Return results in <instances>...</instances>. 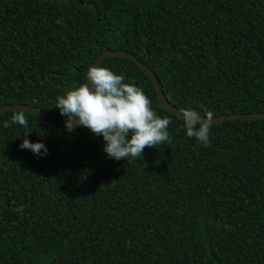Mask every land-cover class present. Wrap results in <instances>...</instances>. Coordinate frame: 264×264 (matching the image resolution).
<instances>
[{"label":"trees","instance_id":"obj_1","mask_svg":"<svg viewBox=\"0 0 264 264\" xmlns=\"http://www.w3.org/2000/svg\"><path fill=\"white\" fill-rule=\"evenodd\" d=\"M104 50L132 53L179 110L264 112V0H0V105L61 124L56 97ZM99 66L170 118L171 143L114 160L87 128L29 112L4 128L1 112L0 264H264V118L212 123L205 146L133 60ZM28 130L47 155L19 147Z\"/></svg>","mask_w":264,"mask_h":264},{"label":"clouds","instance_id":"obj_2","mask_svg":"<svg viewBox=\"0 0 264 264\" xmlns=\"http://www.w3.org/2000/svg\"><path fill=\"white\" fill-rule=\"evenodd\" d=\"M124 81L122 74L99 65L89 66L85 82L73 83L71 89L56 97L55 104L60 115L66 117L68 132L84 127L93 135L101 136L104 153L114 160L138 159L145 148L171 143L168 132L170 118L159 116L142 89ZM180 114L185 134L208 146L213 113L205 110L202 115L200 111L186 108L180 109ZM11 124L27 129L26 110H13V115L3 122V127L8 128ZM30 131L22 136L19 147L36 156L47 155L48 149L43 143L27 139Z\"/></svg>","mask_w":264,"mask_h":264},{"label":"water","instance_id":"obj_3","mask_svg":"<svg viewBox=\"0 0 264 264\" xmlns=\"http://www.w3.org/2000/svg\"><path fill=\"white\" fill-rule=\"evenodd\" d=\"M111 56L129 58V59L133 60L136 63V65L150 79V81H151V83L155 89V92H156L158 107L170 111L171 113H173L177 117H179V115H181L180 110L178 108H176L174 105H172L167 100V98H166V96L162 90L161 84L158 81L155 73L147 65L142 63L139 59H137L132 53L124 51V50H116V51L104 50L97 56V58L92 63V66L100 65V63L102 62L103 59H105L106 57H111ZM18 109H24V110H26V112L33 113V114L37 115L42 120L44 127L47 129L67 132V130L65 128V120L66 119L61 124L54 125L48 121L46 114L39 107H33L30 105H25V104H15V105L3 104V105H0V113L8 111V110H18ZM261 118H264V112L240 113V114L231 113V114H222V115L213 116L211 118V122L212 123H219V122L226 121V120L261 119ZM76 128H74L73 130H75Z\"/></svg>","mask_w":264,"mask_h":264}]
</instances>
